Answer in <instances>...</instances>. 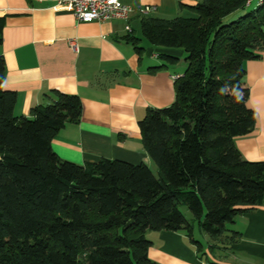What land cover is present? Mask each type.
Masks as SVG:
<instances>
[{
    "label": "trees",
    "instance_id": "16d2710c",
    "mask_svg": "<svg viewBox=\"0 0 264 264\" xmlns=\"http://www.w3.org/2000/svg\"><path fill=\"white\" fill-rule=\"evenodd\" d=\"M247 1L179 4L192 17H144L141 38H127L137 55L144 40L184 56L173 103L138 121L157 177L144 164L61 160L51 141L79 122L80 99L53 92L30 118L16 117L0 56V264H157L147 256L148 231L183 233L203 255L182 207L210 238V254L233 240L226 226L264 198V161L243 160L234 145L255 127L243 63L264 52V2L249 9ZM158 57L164 65L154 70L178 62Z\"/></svg>",
    "mask_w": 264,
    "mask_h": 264
},
{
    "label": "crops",
    "instance_id": "0c3cea01",
    "mask_svg": "<svg viewBox=\"0 0 264 264\" xmlns=\"http://www.w3.org/2000/svg\"><path fill=\"white\" fill-rule=\"evenodd\" d=\"M55 1L0 0L3 90L16 96L13 114L30 118L33 108L51 102L53 92L75 95L81 102L80 120L58 131L51 141L52 151L76 165L118 160L144 164L153 173V162L142 147L138 121L148 109L173 103V81L185 68L154 70L164 65L158 55L166 53L182 60L183 53L157 49L156 54L149 45L141 47L140 40L143 51L137 55L127 38H139L136 33L141 17L79 23L68 5L55 6ZM119 1L133 9L150 7L153 10L146 18L159 19L178 13L190 16V10L178 5L200 2ZM70 42L75 43V50ZM243 67V85L248 89L247 105L254 112L255 127L236 138L234 145L243 160L264 161V52L258 59L245 61ZM227 229L236 233L233 240L218 243L212 254L200 243L203 255L183 233L151 231L146 236L151 243L147 256L157 264H264V198L237 216Z\"/></svg>",
    "mask_w": 264,
    "mask_h": 264
},
{
    "label": "built area",
    "instance_id": "2783aa9c",
    "mask_svg": "<svg viewBox=\"0 0 264 264\" xmlns=\"http://www.w3.org/2000/svg\"><path fill=\"white\" fill-rule=\"evenodd\" d=\"M262 2L264 0H248L246 5L250 7L252 3H255V6H258ZM59 5H68L79 23L128 21L132 15L144 18L153 10L150 7L133 9L119 0H56L55 6ZM125 30L130 33L129 26H126ZM70 47L75 50V43L70 42Z\"/></svg>",
    "mask_w": 264,
    "mask_h": 264
},
{
    "label": "rangeland",
    "instance_id": "374dc122",
    "mask_svg": "<svg viewBox=\"0 0 264 264\" xmlns=\"http://www.w3.org/2000/svg\"><path fill=\"white\" fill-rule=\"evenodd\" d=\"M199 1L201 2L202 0H199ZM178 6H179V5H178ZM253 8H255V3H252V5L249 7V9H253ZM175 17H192V15L188 16V14H186V13H184V14H182V13H178L177 16H171L170 18H166V19H173V18H175ZM136 34H137V37L141 38L140 31H137ZM147 45H148V44L145 43L144 40H141V42H140V46H141V47L144 48V47H146ZM150 49H151L154 53L157 54L156 49L151 48V47H150ZM152 51H151V52H152ZM154 53H153V54H154ZM183 62H184V58H183L182 60H178V62L176 63V65H175L174 67H172V68L178 70V69L181 68L182 65L185 67V63H183ZM151 169H152V171H153L155 177H157V170H156V167H155V165H154L153 163H151ZM180 212H181V214L183 215V217H184L187 221H189V223L192 225V229H193V231H192V238H193L195 241L200 242L203 246L210 244V243H211L210 238H209L206 234H204V233L199 229V227H198V225H197V221L191 219L190 212H189L186 208H184V207L180 208ZM226 227L228 228L229 225H227ZM149 232H150V231H148V232L146 233L145 236H147V234H148ZM207 243H208V244H207Z\"/></svg>",
    "mask_w": 264,
    "mask_h": 264
}]
</instances>
